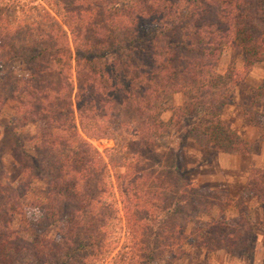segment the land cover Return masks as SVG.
Returning a JSON list of instances; mask_svg holds the SVG:
<instances>
[{"label": "trees", "instance_id": "obj_1", "mask_svg": "<svg viewBox=\"0 0 264 264\" xmlns=\"http://www.w3.org/2000/svg\"><path fill=\"white\" fill-rule=\"evenodd\" d=\"M53 5L60 20L37 13L13 25L0 7V71L18 59L25 73L10 95L17 117L13 130L31 133L27 148L18 147L35 163L36 174L24 166L22 184L41 183L44 189L29 206L23 194L0 183V264H15L24 253L34 264L90 262L101 253L104 227L117 213L131 240L128 264H153L165 256L172 263L185 255L177 249L189 235L205 256L220 249L250 256L253 226L242 221L239 207V221L224 223L216 195L182 178L177 149L170 151L167 168L150 175L141 169L139 152L165 135L159 118L170 109L176 110L180 147L191 132L216 153L249 155L251 144L221 115L231 105L232 89L264 59V0ZM224 48L241 57L242 66L219 75L213 68ZM172 93L182 97L183 107L167 104ZM246 121L264 142V130ZM96 137L113 139V147L99 154L89 143ZM244 189L264 208V169L251 167ZM200 214L204 226L196 220ZM30 219L48 229L60 226L58 240L36 231ZM237 239L244 240L239 247Z\"/></svg>", "mask_w": 264, "mask_h": 264}, {"label": "rangeland", "instance_id": "obj_2", "mask_svg": "<svg viewBox=\"0 0 264 264\" xmlns=\"http://www.w3.org/2000/svg\"><path fill=\"white\" fill-rule=\"evenodd\" d=\"M0 7L4 10L7 20L12 25L18 20H26L37 13L47 14L49 17L60 20L59 17L55 16L56 11L53 0H0ZM96 14L98 15V12ZM241 66L242 58L233 56L228 48H224L213 69L217 74L223 75L227 69L240 70ZM24 75L22 63L18 59H13L0 71V183L8 184V187L15 194H23L21 196L23 204L31 206V202H35L44 189H42L43 185L41 183H32L27 188H24L22 184L24 179H22L20 172L24 166L28 167L30 175L36 174L32 169L35 163L29 162L25 155L21 153L23 150L21 148H27L31 133L30 129L17 132L13 130L12 123L17 117L10 96L12 86ZM167 96V101L169 100L167 104L169 106L183 107L182 97L179 94L172 93V95L169 94ZM175 113L176 110L170 109L162 113L159 119L164 127L165 135L162 138L159 137L155 142L146 143L147 146L141 148L139 160L143 158L145 160L141 168L144 170V174L150 175L156 171L160 172L163 166L167 168L169 162L166 160L171 158L170 151L177 149L182 178L198 186L201 191L213 192L216 195L218 201L221 202V216L224 223L233 226V223L239 221L235 210L239 207L242 221L253 226V228L248 229V233L249 235H254V243L250 256H241L237 253L233 256H228L223 249L205 256L202 250L194 249L191 246L195 236L189 235L177 249L178 253H184L185 255L172 261V263L165 256L162 258L163 261L153 264H264V208L260 210V217L257 219L253 218L252 209L256 206V203L248 197L244 189L246 181L243 179L241 182L239 178H234L230 169L232 163L226 160H218L216 152L208 147L202 136L190 132L185 136L184 144L182 143L183 146H179V136L175 134V128L173 129ZM221 119L226 124L228 122L233 124L239 133L237 134L239 138L242 135L240 132L241 120L246 125H248L246 120H249L255 126L264 130V59L259 63L253 64L250 71L245 74L243 82L232 89L231 105L223 110ZM254 139L253 137L248 142L251 144L248 158L251 161V167L261 169L264 166L260 165L262 162L257 158L264 160V145H261V147L257 145L258 148L257 146L253 147ZM242 140L245 141L244 139ZM89 143L99 154L104 155L113 147L114 141L113 139L96 137L90 138ZM18 146H21V148ZM145 148H148L147 151L149 152H145ZM165 153L167 155H164ZM164 156L166 157L164 158ZM20 160L23 161L22 165H20ZM245 161L247 162V159H244ZM45 170L43 173L46 172ZM109 173L122 174L123 171L122 169H111ZM228 174H230V179L234 180L230 184H225L224 179ZM234 202L236 204L233 207L232 203ZM212 214L214 217L216 216L215 209ZM226 217L231 219L225 220ZM30 220L36 226V231L46 232L55 241L58 240L60 226L48 229L44 221ZM175 220L179 221V219ZM196 220H198L200 226H204L207 221L204 214L197 215ZM234 226L236 227V225ZM189 227L191 229L193 225ZM189 227L186 228L185 232L190 230ZM104 232L105 234H102L104 240L102 241L101 253L97 257L92 258L90 262L86 260L84 264H128L130 258V249L128 248L131 240L126 222L120 213L113 216L112 220L104 227ZM245 238L246 241L249 236H245ZM23 239L26 240V237L24 238L23 236ZM243 241L237 239L235 244L239 247ZM15 264H34V261L24 253L17 257Z\"/></svg>", "mask_w": 264, "mask_h": 264}, {"label": "crops", "instance_id": "obj_3", "mask_svg": "<svg viewBox=\"0 0 264 264\" xmlns=\"http://www.w3.org/2000/svg\"><path fill=\"white\" fill-rule=\"evenodd\" d=\"M221 118H222V115H221ZM233 123H235V122H233ZM237 124H238V120H237ZM240 124H241V126H240L241 131L240 132L242 133V135H240L241 139H244L245 141L249 142V141H251V138L254 137L255 138L254 141L252 140L253 141V145H252L253 147L257 146V145H259V147H261V145L262 146L264 145V142L257 141L256 132H255V130L253 128H251L248 125H246L243 122V120H241ZM227 125L229 126V129H231V131H233L236 134H239L237 132V129L233 126L232 123L228 122ZM257 148H258V146H257ZM216 154H217L218 160H220V159H221V161H225L226 160L227 162L232 163L231 168L230 167L229 168L231 169V174L234 176V178H236V177L239 178V180L241 182L243 181V179L246 181L248 170L252 166L251 165V161H249V158H248L250 154L246 155V156H232V155H228V154L226 155V154H220V153H216ZM220 157H223V158H220ZM244 159H247V162L246 161L244 162ZM257 159L262 162V163H260V165L262 164L264 166V160L261 159V158H257ZM236 164H237V166L235 167ZM261 169H264V168H261ZM244 172H245V174H244ZM233 180L230 179V174H228L225 177L224 182H225V184H230V182L233 181ZM261 209H263V207H259L257 205L255 207H253V209H252L253 218L255 217V219H257L258 217H260V215H261L260 214V210Z\"/></svg>", "mask_w": 264, "mask_h": 264}]
</instances>
